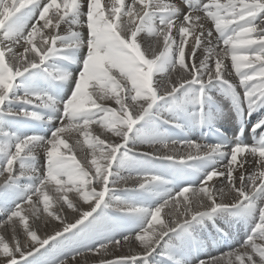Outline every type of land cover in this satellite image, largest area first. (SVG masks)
Masks as SVG:
<instances>
[{
	"label": "snow or ice",
	"instance_id": "snow-or-ice-1",
	"mask_svg": "<svg viewBox=\"0 0 264 264\" xmlns=\"http://www.w3.org/2000/svg\"><path fill=\"white\" fill-rule=\"evenodd\" d=\"M0 216V264H188L239 227L196 264H264V0H0Z\"/></svg>",
	"mask_w": 264,
	"mask_h": 264
},
{
	"label": "bare ground",
	"instance_id": "bare-ground-1",
	"mask_svg": "<svg viewBox=\"0 0 264 264\" xmlns=\"http://www.w3.org/2000/svg\"><path fill=\"white\" fill-rule=\"evenodd\" d=\"M127 2H128V0H126V3ZM168 2L179 3V0H168ZM180 7H181L182 11H187L186 8L183 6V4H180ZM63 30L64 29L62 28L61 31H63ZM140 39L143 42L145 47L147 46V44L150 41V38L146 37L145 35H142L140 37ZM157 51H159V48L157 49ZM157 79H165V78L164 77H157ZM173 79H175V76H173ZM228 79H230L234 83L238 82V78L236 77L234 72H232V74L228 76ZM173 134L176 136L177 139H180L178 137V130H176ZM183 134H185L189 139H195L201 143H206V142L211 143V142H214L216 139V137L212 133L207 132L206 129L203 130V134H202V130L199 128L190 129L187 132H183ZM229 135H231L230 132H229ZM246 141L249 143L252 142L251 139L247 138V137H246ZM144 150H148V149H144ZM85 153H86V150L85 151L77 150V153H76L77 159L84 160L85 159ZM251 170L252 169L249 168V171H251ZM193 179L196 182V183H194V186L198 187L199 186L198 180H196L194 177H193ZM133 183H134L133 181H129L128 187H132ZM185 183H192L191 178H185ZM119 187L121 189H123L125 187V185L121 184V185H119ZM78 206H79V204H78ZM73 215L74 214H72L71 212H68L67 218L69 220H72ZM2 219H3V217L0 216V220H2ZM39 225H40L39 234L41 236L50 235L59 227V225L56 222H52L50 225L45 227L44 226L45 221L43 218L39 221ZM0 234H4V229H0ZM245 234H246V230L243 227L234 228L233 229V238L231 240H229L227 243H222V244L217 245L215 247L205 249L204 251H201V252H196L195 250H193V252L186 257L188 264H196L197 258L204 259V258H209L210 256H217V255H221L222 253H226V251H228V250H226L227 244L228 245L230 244V247L237 246L241 242V238ZM122 247H123V250L125 252H127V250H128L127 245H123ZM230 247L228 246V248H230ZM117 254H119V253H117ZM81 259H82V264H83V258H81ZM159 259H160V257L157 256L156 257L157 264H158ZM87 264H93V258L92 257L87 258Z\"/></svg>",
	"mask_w": 264,
	"mask_h": 264
},
{
	"label": "rangeland",
	"instance_id": "rangeland-1",
	"mask_svg": "<svg viewBox=\"0 0 264 264\" xmlns=\"http://www.w3.org/2000/svg\"><path fill=\"white\" fill-rule=\"evenodd\" d=\"M187 10V9H186ZM178 137L179 138H182V137H187L185 134H183V133H181V132H179L178 131ZM188 138V137H187ZM74 139V138H73ZM191 180H192V183L194 184V183H196L195 181H194V179H193V177L191 178ZM228 246L230 247V244L228 245L227 244V246H226V250H229V248H228ZM227 252V251H226Z\"/></svg>",
	"mask_w": 264,
	"mask_h": 264
}]
</instances>
